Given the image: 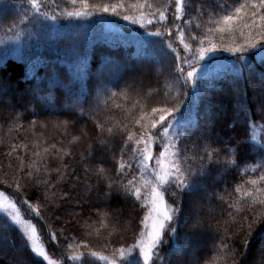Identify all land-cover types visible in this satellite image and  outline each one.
I'll return each mask as SVG.
<instances>
[{"label": "snow or ice", "instance_id": "1", "mask_svg": "<svg viewBox=\"0 0 264 264\" xmlns=\"http://www.w3.org/2000/svg\"><path fill=\"white\" fill-rule=\"evenodd\" d=\"M16 9L20 11L16 12ZM10 12H16L18 22L5 27L0 35V45L4 46L2 58L6 59L11 53L23 60L25 78L35 76L40 63L39 49L55 36L57 44L67 41L62 54L72 58L69 61L73 69L72 80L64 87L69 93L73 87H78L81 97L87 101V49L81 42V30L85 26L72 22L97 17L106 23L104 17L108 16L137 26L143 37L150 38L143 43L155 53L157 64L164 66L166 61H170L166 65L165 76L176 87L172 95L166 85L165 90L159 93L162 99L152 104L131 84L120 88L116 81L111 82V87L101 83L102 102L98 99L89 108L83 104L79 106L77 118L87 116L97 129L92 138L94 143L88 144L86 154H80L85 173L97 178V183L86 185L85 190L100 191L102 182L106 189L102 193L105 200L115 191L138 204L143 214L136 221L133 243L114 247L110 255L92 251L87 241H78L74 236L69 238L63 235L62 230L58 236L57 231L52 230L48 218L42 214L47 205L32 204L27 199L0 191V213L4 216V223L0 224V247H10L14 252L6 264H24L23 257L19 255L22 249L42 258L46 264H66V260L84 264L89 256L104 264H200L191 239L203 230L198 215L200 205L193 201L186 209L183 199L194 193H203L206 198H211L208 185L203 181L211 174V166L221 163L225 171L234 169L239 174L243 170L244 173L251 171L258 175L247 179L241 176L231 191L226 186L221 193H212L227 203L231 220L224 222L223 231L217 237L219 242L213 243L214 255L210 264H264V229L253 236L255 226L264 224V144L257 141V129L264 131V123H260L264 121V73L259 76L260 102L255 105V110L248 107L245 92L249 78L255 73L251 60L264 64V0H101L98 3L91 0H64L63 3L61 0H20L19 3L0 0V16H7ZM63 21H68L71 27ZM0 27H3L2 22ZM220 53L229 54L227 63L220 62ZM156 71L160 73L161 69ZM225 76L232 77V93L238 109L234 125L244 126V139L229 137L225 140L201 128L199 120L192 117L190 101L206 96L214 81ZM133 91L139 98L132 100L130 108L117 102L118 98L127 101ZM8 92L7 86H0V102L11 107V101L5 99ZM151 95L149 92L148 96ZM256 99L254 91L253 100ZM114 111H121L123 118L116 119L112 115ZM22 115L18 112L13 114L16 129L23 127L15 123ZM100 116L104 119L101 120ZM68 124L69 121L65 120L57 126L66 131ZM30 125L34 130L36 121H30ZM12 130L10 127L9 132ZM194 134L196 139L193 141ZM33 135H36L35 131ZM81 139V136H73L70 144ZM250 140L257 141L258 146L254 147ZM188 141H191V149L186 143ZM32 147L33 158L25 160L24 156L16 155L18 172L25 173L27 181L21 184L24 177L18 176L14 180L15 191L20 193L43 186V198L48 200L49 190L67 183L69 176L75 173V169L69 173V165L65 162V157L73 153L70 147H57L55 143L42 151L39 150V142H34ZM28 148V143L11 144L7 155L12 156L18 149L27 155ZM249 156L259 159V163L250 169L246 165ZM109 159L114 164L112 168L106 166ZM52 161L59 163L53 168L50 167ZM219 179L222 181L223 177ZM76 180H79L78 176ZM7 186L13 187V184ZM71 195L70 189H62L59 200H69ZM18 204L26 205L28 214H22ZM97 215L100 217L97 234L100 229L107 230L113 218H117L115 213L110 216L108 211L98 210ZM181 217L183 224L180 223ZM34 218L43 222L40 228ZM189 219L193 220L190 226ZM229 224L239 225L237 231L231 232ZM45 226L49 229L47 243L43 233ZM127 226L132 227L130 221ZM86 227L92 228V225ZM182 228H188L189 235H185V243L180 245L177 242L181 239ZM12 229L22 238L21 249L10 239ZM238 233H246L243 236L244 252L240 253L242 262L236 259L237 250L233 246ZM61 236L67 242L68 250L75 245L89 251H82L78 256L65 253L53 259L47 245L58 246ZM164 247H168V252L162 255ZM253 248L255 252L249 259ZM186 256L189 257L187 260L184 259Z\"/></svg>", "mask_w": 264, "mask_h": 264}, {"label": "trees", "instance_id": "2", "mask_svg": "<svg viewBox=\"0 0 264 264\" xmlns=\"http://www.w3.org/2000/svg\"><path fill=\"white\" fill-rule=\"evenodd\" d=\"M11 2L19 3L20 0H11ZM61 2L63 3L64 0H61ZM91 2L98 3L101 0H91ZM103 2H111V0H103ZM19 11L20 9H16V12ZM16 12H10L7 16H0V22L3 24V27H0V35L3 34L5 27L18 22ZM104 21L106 23L100 22L97 17H92L88 20L72 22L85 26L81 30L83 32L81 42L87 49V71L85 76L86 93L88 94L87 101L81 97L78 87H73L71 93L64 87L70 84L73 71L69 63L72 58L62 54L67 41H60L57 44L55 36H53L46 46L39 49L40 63L36 67L33 78H25L26 66L23 60L17 59L11 53L6 59L2 58L4 46L0 45V86H7L9 88L8 95L5 98H8L12 105L10 108H7L5 107V103L0 102V181H3L0 182V191H5L6 194L18 196L21 199H27L32 204L39 202L42 205H47L43 209L42 214L48 218L52 230L57 231L58 236H60L62 230L63 235L69 238L74 236L78 241H87L91 245L92 251L100 252L103 255H110L114 247H119L121 244L127 245L133 243L136 221L143 213L134 200H126L122 193L114 191L111 197L105 200L102 193L106 189L102 182L100 191L93 190L88 192L85 190L86 185L96 184L97 178L91 173H85L84 164L80 160V154H86L88 144L90 142L94 143L92 138L95 136L97 129L93 120L87 116L77 118L79 117V106L83 104L85 108H89L90 106H94L98 99L102 102L104 93L99 86L101 83L111 87V82L116 81L119 82L120 88H124L126 84H131L135 90L142 93L148 103L152 104L162 99L159 93L165 90L166 85L168 86L167 90L172 95L175 94L176 86L170 78H166L165 76L166 65L170 61H166L164 66L156 63L155 53L143 43L145 39L150 38L143 37L141 30H138L137 26H122L121 29L126 36L132 32L137 34L133 38L134 42L130 41L129 44L125 45L122 44V40L115 39L113 41V36L108 37L109 33L105 31L106 27H108L107 25L118 27L121 25L122 20L116 17L105 16ZM62 23L69 28L71 27L68 21H63ZM64 30H67V28ZM123 32L122 34L124 35ZM225 42L227 43V38ZM219 55L221 63H227V59H230L228 53H220ZM251 63L255 68V73L249 78L245 92L248 107L255 110V105L260 102L259 76L261 73H264V64H261L256 59L251 60ZM157 68L161 69L160 73H157ZM136 79L140 83H137L138 80ZM231 81V76L217 79L206 96L191 100L192 117L194 120H199L201 128L208 129L211 133L225 140L229 137L244 139V126L239 123L234 125L238 109L236 98L232 93ZM113 90L118 91V89ZM254 91L257 96L256 100H253ZM49 92H51V96H49ZM149 92L152 93L151 96H148ZM138 98L133 91L130 93L127 101L118 98L117 102L124 103L126 108H130L132 100ZM14 112L23 113L20 119L15 121L16 124H22V128L16 129L14 127ZM112 115L116 119L123 118L121 111H114ZM99 118L101 120L104 119L103 116ZM255 119L258 120V117ZM32 120L36 121V128L34 130L30 125V121ZM65 120L69 121L66 131L62 126H57L61 125V122ZM260 123H264V121H260ZM41 125H46V127H41ZM10 127H13L11 132H9ZM33 131H35L36 135H33ZM84 133H87V136ZM248 134L250 137L251 130H249ZM73 136H81L82 139L70 144ZM262 137H264V131L257 129V141L264 144V139H261ZM191 139L194 141L196 134ZM257 141L250 140V143L255 147L258 146ZM34 142L40 143V151L44 147L55 143L57 147H70L73 153L72 156L65 157V162L69 165V173H72V169H75V173L69 176L67 183L49 190L48 200H44L43 198V186L40 189L28 188L27 191L22 190L20 193H16L15 191L14 180L18 176L24 177L20 181L21 184H25L27 181L26 174L18 172L19 161L16 160V155L24 156L25 160L33 158L31 157V153L34 150L32 147ZM20 143H28V154L25 155L23 150L18 149L12 156H8L7 153L10 151V145ZM186 143L189 149H191V141ZM94 146L98 147V145ZM216 146L220 145L217 144ZM96 155L99 156L100 152L97 151ZM58 163L59 161H52L50 167L54 168ZM257 163H259V159L254 156H249L246 160V165L249 169L255 167ZM106 166L112 168L114 164L109 159V163ZM211 168V174L203 181V183L208 185V194L211 198H206L203 193H194L192 197H184L183 199V206L186 209L191 206L193 201H197L203 205L200 217L203 230L198 236L191 238L192 247L200 258V264H210L211 256L214 255L213 243L214 241L216 243L219 242L217 237L223 231L224 222L231 220L228 215L231 210L227 207V203L222 202L216 196H213L212 193H221L226 186L231 191L241 176L247 179L258 175V173L251 171L244 173L243 170L239 174L234 169L225 171L223 163L212 165ZM76 176L79 177V180H76ZM219 177H223V180L221 181ZM8 184H13V187H8ZM62 189H70L72 193L71 199L59 200ZM53 201L56 202L53 203ZM204 201H207V203H204ZM18 205L21 208L22 214H28L26 205ZM50 209L54 211L50 212ZM98 210L100 212L108 211L110 216L112 213H115L118 218H113L112 224L108 229H100L99 234L96 232V229L100 228V217L97 215ZM57 215L59 219L56 218ZM249 218H251V214H249ZM129 221L132 227L127 226V222ZM34 222L38 224V228L43 224V222L37 221L35 218ZM3 223L4 216L0 213V224ZM180 223H184L183 217H181ZM192 223L193 220L189 219V226ZM86 225H92V228H88ZM238 227L239 225L229 224L231 232H236ZM261 229H264V224L255 226L253 236L260 232ZM48 231V227H43L46 243ZM89 232H91L90 235ZM110 233L112 234L109 235ZM245 234L238 233L234 238L235 244L233 246L237 250L236 259L241 262L243 257L240 253L244 252L243 236ZM185 235H189L188 228L181 229V239L177 242L178 244L183 245L185 243ZM9 236L15 242L17 248L21 249L22 238L19 233L15 229H12ZM47 247L53 259L65 253L78 256L82 251H89L87 249H80L75 245L71 250H68L67 242L63 240V236H61L58 246L47 245ZM4 250L5 248L0 247V264H6V262L10 261L4 256ZM167 252L168 247H164L161 250L162 255ZM254 252L255 248L252 249L249 259H251V255ZM20 255L25 261L24 264H46V262L42 261V258L34 257L27 249H22ZM188 258L187 256L184 257L185 260ZM66 264H80V262L66 260ZM84 264H104V262L96 261L89 256L86 258Z\"/></svg>", "mask_w": 264, "mask_h": 264}, {"label": "rangeland", "instance_id": "3", "mask_svg": "<svg viewBox=\"0 0 264 264\" xmlns=\"http://www.w3.org/2000/svg\"><path fill=\"white\" fill-rule=\"evenodd\" d=\"M124 25H129L127 22H125V21H121V25H119L118 27L117 26H115V27H113V26H109V25H107L108 27H106V29H105V31L106 32H108L109 33V36L108 37H110V36H113L112 37V39H114L113 41H115V39H117V40H122L123 42H122V44H129V42L130 41H133L134 42V37L137 35L136 33H134V32H132V33H130V34H128L127 36H126V34L123 32V30L121 29L122 28V26H124ZM122 32L124 33V35L122 34ZM120 35V36H119ZM133 35V36H132ZM136 80H138V79H136ZM135 80V81H136ZM137 83H140V81L138 80L137 81ZM6 100H8V98H5ZM5 107H7V108H10L9 106H8V104H5ZM192 197V196H191ZM189 199V198H188ZM206 199V198H205ZM204 199V200H205ZM204 203H207V201H204ZM124 205V204H123ZM200 205V207H199V213H198V215H199V217H201V210H202V208H203V205L200 203L199 204ZM19 206V205H18ZM191 207V206H190ZM190 207H188V208H190ZM3 254H4V256H6L9 260H11V258L14 256V252H13V250L11 249V248H7V249H5L4 251H3ZM19 255H20V253H19ZM25 262V261H24Z\"/></svg>", "mask_w": 264, "mask_h": 264}]
</instances>
